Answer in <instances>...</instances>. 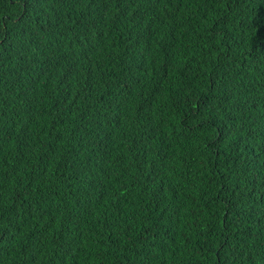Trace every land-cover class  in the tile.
Here are the masks:
<instances>
[{
    "label": "trees",
    "instance_id": "obj_1",
    "mask_svg": "<svg viewBox=\"0 0 264 264\" xmlns=\"http://www.w3.org/2000/svg\"><path fill=\"white\" fill-rule=\"evenodd\" d=\"M0 264H264V0H0Z\"/></svg>",
    "mask_w": 264,
    "mask_h": 264
}]
</instances>
